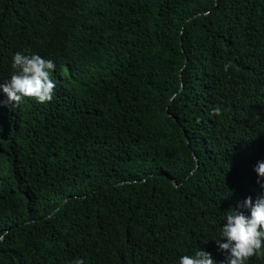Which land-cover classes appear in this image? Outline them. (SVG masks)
<instances>
[{
  "label": "trees",
  "instance_id": "1",
  "mask_svg": "<svg viewBox=\"0 0 264 264\" xmlns=\"http://www.w3.org/2000/svg\"><path fill=\"white\" fill-rule=\"evenodd\" d=\"M15 52L55 88L0 104V264H175L259 194L264 0H0Z\"/></svg>",
  "mask_w": 264,
  "mask_h": 264
},
{
  "label": "clouds",
  "instance_id": "2",
  "mask_svg": "<svg viewBox=\"0 0 264 264\" xmlns=\"http://www.w3.org/2000/svg\"><path fill=\"white\" fill-rule=\"evenodd\" d=\"M12 74L0 81V95L4 97L0 104L15 106L23 98H32L38 104L50 102L54 95L55 83L50 74L55 64L38 54L15 52L11 57ZM227 72L230 63L223 66ZM219 115L218 108L213 109ZM252 171L256 176L259 194L253 198L246 196L231 206L220 224L219 235L215 239H203L200 247L190 254L181 255L175 264H248L249 258L264 254V159L255 162ZM213 241L217 250L224 254L222 261L213 258L203 245ZM73 264H84V260L75 259Z\"/></svg>",
  "mask_w": 264,
  "mask_h": 264
}]
</instances>
